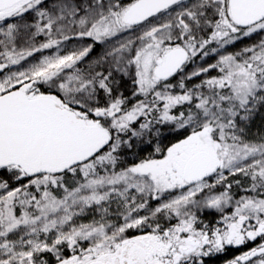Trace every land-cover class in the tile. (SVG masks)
I'll return each instance as SVG.
<instances>
[{
  "label": "snow or ice",
  "instance_id": "6c2138e0",
  "mask_svg": "<svg viewBox=\"0 0 264 264\" xmlns=\"http://www.w3.org/2000/svg\"><path fill=\"white\" fill-rule=\"evenodd\" d=\"M0 264H264V0H0Z\"/></svg>",
  "mask_w": 264,
  "mask_h": 264
}]
</instances>
